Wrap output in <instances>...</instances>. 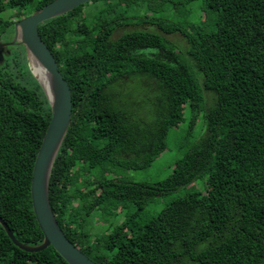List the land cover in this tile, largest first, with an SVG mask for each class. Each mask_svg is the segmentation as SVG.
Returning a JSON list of instances; mask_svg holds the SVG:
<instances>
[{"label": "trees", "instance_id": "trees-1", "mask_svg": "<svg viewBox=\"0 0 264 264\" xmlns=\"http://www.w3.org/2000/svg\"><path fill=\"white\" fill-rule=\"evenodd\" d=\"M53 1L0 0V38ZM88 4L96 8L91 22L83 5L39 27L72 90V122L50 180L51 206L66 236L98 264H264V0ZM196 4L200 20L186 14ZM166 7L175 19L157 17ZM144 24L156 29H139ZM176 33L187 42L186 54L163 36ZM13 53L0 67V217L20 242L37 246L44 234L31 184L52 110L25 48ZM144 78L160 93L149 123L111 92ZM188 107L193 122L203 114L205 133L169 177L125 181L168 150V135ZM187 187L141 222L151 201ZM111 211L129 216L101 236L85 231L94 214ZM0 264L68 263L53 247L22 251L0 224Z\"/></svg>", "mask_w": 264, "mask_h": 264}, {"label": "water", "instance_id": "water-1", "mask_svg": "<svg viewBox=\"0 0 264 264\" xmlns=\"http://www.w3.org/2000/svg\"><path fill=\"white\" fill-rule=\"evenodd\" d=\"M94 0H54L45 7L35 11L14 25V36L11 41L0 38V67L11 57L18 47H24L29 67L32 59L38 62L49 76L48 91L37 79L44 90L52 110V118L37 155L31 184L33 210L44 241L37 246L20 242L8 224L0 217V224L15 246L27 253H39L53 247L68 264H98L80 250L62 230L51 206L50 180L55 162L67 137L72 122V90L59 69V64L43 41L39 27L42 23L63 17L79 7Z\"/></svg>", "mask_w": 264, "mask_h": 264}, {"label": "rangeland", "instance_id": "rangeland-1", "mask_svg": "<svg viewBox=\"0 0 264 264\" xmlns=\"http://www.w3.org/2000/svg\"><path fill=\"white\" fill-rule=\"evenodd\" d=\"M84 6L85 7L83 8L82 13L84 16L88 17V22H91L94 19L96 8L89 4ZM187 8L188 13L186 10V14H188V18L200 20L203 12L198 8L197 4L193 7L187 6ZM162 11H164V13L160 12L157 17L168 16L171 19H175V14L172 12L173 10L171 8L166 7ZM136 28L138 27H135V29ZM144 28L147 30L156 29L150 24L139 26V29ZM130 29L134 28L128 27L117 30L114 38L116 39L120 37L124 30ZM13 36L14 31L8 32L7 36L3 38V41H11ZM163 36L169 45H174L175 48L179 49V51L181 50L180 52H182V54H186L188 45L185 38L180 33L172 35L163 34ZM153 52L158 53V51L155 50L149 51V53ZM14 55L16 56V54L13 53L12 57H14ZM24 55H26V53H24ZM194 74L197 77L201 76L197 69H194ZM124 81L125 83L129 82L128 79H125ZM111 92L116 95L118 101L127 105L128 111L133 117H136L142 122L145 121L147 123L153 121L156 117L155 102L158 100L160 95L158 84L156 82H149L145 78L142 80L134 79L125 85H116ZM207 102L209 105L213 104V95H211L209 92H207ZM192 114L193 113L190 107L186 108L184 121L179 125L178 128L172 129L168 135V150H166L156 161H154L150 167L138 171H131L125 174V181L136 183H158L167 179L171 174L176 162L180 160L205 133L203 114L197 116L194 122ZM190 190V187L182 188L167 196L158 197L157 199L151 201L144 212H142V216L140 218L141 222L146 223L149 220L157 217L165 207L169 206L175 199L185 196ZM128 216L129 211H124V213L119 211L117 214H114L113 212L112 214H100L97 212L88 220L85 231L91 230L92 233L100 234L101 236L121 224Z\"/></svg>", "mask_w": 264, "mask_h": 264}, {"label": "bare ground", "instance_id": "bare-ground-1", "mask_svg": "<svg viewBox=\"0 0 264 264\" xmlns=\"http://www.w3.org/2000/svg\"><path fill=\"white\" fill-rule=\"evenodd\" d=\"M31 59L34 74L36 75L37 79L41 82V84L49 91V76L47 72L38 62H36L33 58Z\"/></svg>", "mask_w": 264, "mask_h": 264}, {"label": "flooded vegetation", "instance_id": "flooded-vegetation-1", "mask_svg": "<svg viewBox=\"0 0 264 264\" xmlns=\"http://www.w3.org/2000/svg\"><path fill=\"white\" fill-rule=\"evenodd\" d=\"M133 28H135V27L133 26Z\"/></svg>", "mask_w": 264, "mask_h": 264}]
</instances>
